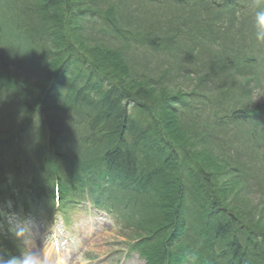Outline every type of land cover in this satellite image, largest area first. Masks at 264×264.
<instances>
[{"label": "trees", "instance_id": "16d2710c", "mask_svg": "<svg viewBox=\"0 0 264 264\" xmlns=\"http://www.w3.org/2000/svg\"><path fill=\"white\" fill-rule=\"evenodd\" d=\"M261 8L0 0V257L19 255L7 210L56 212L57 188L147 264H264Z\"/></svg>", "mask_w": 264, "mask_h": 264}, {"label": "rangeland", "instance_id": "374dc122", "mask_svg": "<svg viewBox=\"0 0 264 264\" xmlns=\"http://www.w3.org/2000/svg\"><path fill=\"white\" fill-rule=\"evenodd\" d=\"M220 3L221 1H217L216 5ZM183 83H186V86L188 84L183 79L177 81L174 86ZM20 221L16 220L14 224L16 234L23 232V235L18 236L22 241L28 239L26 245L43 256L46 259L45 264H145L138 255H128L124 249L123 243L134 231L120 230L106 215L73 212L67 226L73 243L67 242L68 246L63 249L62 257L59 258L54 256L51 236L55 230L59 228L63 230V224L60 227L58 224L53 227L52 223L55 220L51 218L37 222L29 217ZM88 256L95 261H90L91 258Z\"/></svg>", "mask_w": 264, "mask_h": 264}, {"label": "clouds", "instance_id": "9594fccd", "mask_svg": "<svg viewBox=\"0 0 264 264\" xmlns=\"http://www.w3.org/2000/svg\"><path fill=\"white\" fill-rule=\"evenodd\" d=\"M256 22V39L264 41V9L256 12ZM18 235H23V232ZM0 264H45V258L35 251L24 249L18 256H11L7 260L0 257Z\"/></svg>", "mask_w": 264, "mask_h": 264}]
</instances>
